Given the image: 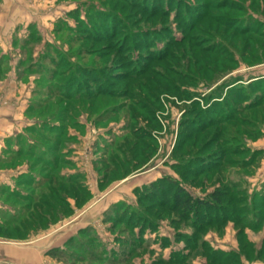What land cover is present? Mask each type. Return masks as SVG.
<instances>
[{"label": "rangeland", "instance_id": "1", "mask_svg": "<svg viewBox=\"0 0 264 264\" xmlns=\"http://www.w3.org/2000/svg\"><path fill=\"white\" fill-rule=\"evenodd\" d=\"M7 1L18 12L0 19V79L24 94L27 121L0 163L19 169L0 183V241L75 221L51 264H264V0H0L1 15ZM196 44L210 49L194 56L209 70L149 61L172 88L152 69L126 78L168 46L184 64ZM142 82L165 86L151 114L134 101L149 99ZM61 175L78 178L82 205ZM161 180L201 198L227 189L236 209L226 199L209 216H183L172 194L144 196Z\"/></svg>", "mask_w": 264, "mask_h": 264}, {"label": "trees", "instance_id": "2", "mask_svg": "<svg viewBox=\"0 0 264 264\" xmlns=\"http://www.w3.org/2000/svg\"><path fill=\"white\" fill-rule=\"evenodd\" d=\"M145 11H147V9ZM146 13H148V12H146ZM151 13H152L151 14L152 16L155 15V13H153V11ZM198 15L199 14L196 15V17H198V18H196V20H198L200 18ZM184 41L185 40H183V42L181 40H176L174 43L170 44V48L172 49V47H174V46H178V45L184 44ZM200 46L201 45L196 44L194 46V47H196V49H194V51L189 49L190 52L193 51L192 53L186 52V59H188V60L184 64L181 63V59L177 55H174L172 57L170 56L171 58H168L169 55H170V51H171L169 49V46L166 49H164L163 51H160L158 53H154L153 52L156 55H152V56L146 57L147 58V62H143V63L140 64L142 66L145 65V69L139 70L137 68L136 69L134 68L135 70L133 69V71H132V72H134V74L126 76V78L131 79V78H134L135 76H140L141 74L146 73V71L149 72L150 69H152L151 65H150V62L152 63L154 61H162L164 59H167L166 61H168V59L171 60V63L167 62L168 63L167 64V68L169 70H173L172 64H174V63L177 66H182L181 67V70H182L184 68L185 69L189 68L192 65V62H193V64H196V65L202 64V65H200L202 67L198 68L197 71H199V69L200 70H202V69H208L209 70L210 68H212V65L208 61H206V60L205 61H200L199 58H195V57H198L196 55L197 54L199 55V53H200L199 51H201V52H206V51L211 52L210 49L206 50V49H204V48H202ZM198 61L201 62V63H199ZM168 69L165 70V71H162V72H161L160 69H154V70L152 69L153 71H152L151 75H153V76H161L162 75V78L166 82V87H171L172 83H173V79H171V76L169 75V72H167ZM177 73H179V76H181V78H186L187 77V74H183L182 75L181 71H177ZM150 82H152V81H150ZM141 84H140L141 87L143 88V90H145V92L147 94V97L149 99L146 100V98H145L144 99L145 102H142V100L141 101L134 100V101L136 102V104H142V107L146 110L144 112H146L147 114H151V108L153 107L152 104L153 103L154 104L158 103L159 93L157 91L161 90V89L164 90L165 86H162L161 84H158V83L154 84V86H151L150 84L148 85V83H144V82H142ZM91 85H88L87 87L88 88L92 87ZM147 85L149 87H146ZM99 88H101V87H99ZM100 90L101 89H99V91ZM88 96L89 95H87V92H85V94L82 97H87V100L88 99L90 100V98ZM220 118H224V117H219V118L217 117V120L220 119ZM216 123L219 124L218 121H216ZM56 134L58 135V138H59V136L62 135V131L61 130H59V132L56 131ZM61 142L62 141H60L58 139L56 141V145H54V148H56V146L60 145ZM57 149H58V147H57ZM56 152H58V151H56ZM16 155L20 156V155H22V153L18 151V152H16ZM42 161L45 162L44 160H42ZM59 163H61L60 159L56 158V161H55L54 165H52V162H47L45 164L46 165L45 167H46V169H51L52 171H54L55 169H57V164H59ZM50 165H52V166H50ZM58 180L60 182L66 183V186H59V188L60 189H66V193L68 195H70L71 197H73L74 199H76V204H81V202H82L81 200L82 199L80 197V193H81V190H82V186L79 185V183H77L78 182V178H75V177H64V176L61 175V177H59ZM49 181H50V176L47 178V180L42 181L40 183L49 182ZM25 182L26 181H24V183ZM160 182H162V183H160ZM39 186H41V185H39ZM56 191H59V190L56 188ZM228 192H229V190H227V189L217 188V189H215L214 191H212L209 194L208 198H201V197L194 196V195L190 194L189 192L185 191V189L182 186H180L178 183H176L175 181L171 182V181H163V180H161V181H157V182L151 183L148 186V189L143 191V194H144L145 197H147L148 199L153 200V201L162 200V203L163 202L166 203L168 197L172 194L173 195V199H174L173 207L175 209L180 210L182 212L183 216H187V215L189 216L190 214H192L196 218H200L201 214L209 216L211 213H213V212H215L217 210L223 209L224 206H225L226 199H227V203H228L227 205L232 206L230 208L231 211H235L236 206L234 205V203L232 201V198H229V200H228ZM59 197H57V198H59V201H61L60 199L63 198L62 195L59 194ZM40 198H44V197L42 195H40ZM35 203L32 202V205L35 204ZM50 204H51L50 201H48L45 198L43 199L42 205L46 206L49 209L53 208L52 206L56 205V203H53L51 205ZM67 207L69 208L68 212L71 213V211H73V210H72V208H70V205L68 203H67ZM28 210H30V209H28ZM40 213H42V212L40 211ZM41 217H43V216H41ZM226 217H227L226 215L222 216V218H226ZM209 220L210 219H206L205 224L211 223V221H209ZM224 220H226V219H224ZM202 226L203 225H201V224L199 225L200 228H202ZM56 254H61V253H56ZM221 256H223V254L216 255V253H215L214 259H216L215 257H221ZM225 256H226V258L228 260H231V258H232V256H230V255H225Z\"/></svg>", "mask_w": 264, "mask_h": 264}, {"label": "crops", "instance_id": "3", "mask_svg": "<svg viewBox=\"0 0 264 264\" xmlns=\"http://www.w3.org/2000/svg\"><path fill=\"white\" fill-rule=\"evenodd\" d=\"M9 9L11 12H18L17 8L12 4L10 5L7 1L2 8L0 19H3L5 13L10 11ZM1 22L4 23L5 20H1ZM0 75L2 74L0 73ZM10 77L5 82L0 79V163H5L3 165L8 164V160L5 157L13 154L8 153L7 150H10V148L6 145V142L12 136L20 133L26 126L27 121L24 115L26 109L24 104L26 101L22 100L24 94L19 95L18 90L12 89L13 85L10 84L12 81L9 80ZM17 170L19 169L17 168ZM17 170H12L8 167L0 168V183H13L11 173L14 174ZM75 224V221H73L70 225L65 226L62 232H59L58 229H51L42 237L33 239L29 243L0 241V264H51L52 261L47 258L51 254L49 250L54 245H58L56 243L57 236L64 235V232L72 230Z\"/></svg>", "mask_w": 264, "mask_h": 264}]
</instances>
